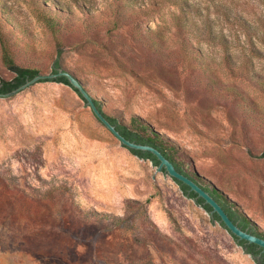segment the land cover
Returning a JSON list of instances; mask_svg holds the SVG:
<instances>
[{
	"label": "rangeland",
	"instance_id": "rangeland-1",
	"mask_svg": "<svg viewBox=\"0 0 264 264\" xmlns=\"http://www.w3.org/2000/svg\"><path fill=\"white\" fill-rule=\"evenodd\" d=\"M8 59L56 60L148 121L264 232V0H0ZM0 264H257L69 85L0 96Z\"/></svg>",
	"mask_w": 264,
	"mask_h": 264
},
{
	"label": "trees",
	"instance_id": "trees-1",
	"mask_svg": "<svg viewBox=\"0 0 264 264\" xmlns=\"http://www.w3.org/2000/svg\"><path fill=\"white\" fill-rule=\"evenodd\" d=\"M7 62L11 70L13 71L14 76L11 79H3L0 81V93L10 92L25 83L28 79H31L37 74L41 73L38 68L20 66L16 64L12 59H8ZM53 67V72H57L61 68V64H59L58 60L55 61ZM46 80L57 81L71 86L79 94V96L84 101H86L85 97L82 95L79 89L71 84L67 76L62 75ZM84 87L86 88V86ZM86 90L89 92L87 88ZM92 97L94 98L96 105L99 107L102 113L108 118L111 123L116 126V128L120 131L121 134H123L130 140L140 143L151 144L159 148L169 159L174 162L176 167L181 172L193 177L205 189L210 191L214 195V197L222 204V206L228 212L230 217L235 222H237L243 229H246L254 234L264 237V232L260 231L244 213L238 210V208L230 204L229 199L226 198V196H224L221 191H219L213 186L205 184L197 173L190 172L187 168H185V166L175 157L174 152L172 151L174 146L167 143L165 136L159 131H157L155 128H153V126L148 121L138 116H132L129 121H126L125 119H121L119 117L111 115L104 109L103 104L99 99L95 98L94 96ZM129 150L140 158L152 161V163L156 166L159 164V160L157 159V157L150 151H143L131 148H129ZM261 156L264 157V149L262 150ZM163 172L168 174L165 169H163ZM173 179L177 182V184L186 196L194 199L196 203L201 205L211 214L213 220L218 221L224 228L227 229L220 216L217 213H212L211 205L206 203L202 197H198V194L195 191L190 190V187L187 184L183 183L178 179ZM230 234L233 236L235 241L243 247L246 253L252 255L257 264H264V251H262V248L260 246L255 243H250L244 239H239L236 235L232 234L231 232Z\"/></svg>",
	"mask_w": 264,
	"mask_h": 264
},
{
	"label": "water",
	"instance_id": "water-1",
	"mask_svg": "<svg viewBox=\"0 0 264 264\" xmlns=\"http://www.w3.org/2000/svg\"><path fill=\"white\" fill-rule=\"evenodd\" d=\"M65 75L69 78L71 84L78 88L82 95L85 97L86 102L89 104L91 109L93 110L96 117L119 139L121 144L128 149H137L143 151L152 152L157 159L159 160V164L157 165V169L159 171H163L165 169L172 178L178 179L183 183L187 184L190 187V190L195 191L198 194V197H202L206 203L211 205L212 213H217L223 223L226 225L227 229L234 235H236L239 239H244L250 243H255L262 248L264 251V237L254 234L246 229H243L237 222H235L228 212L224 209L222 204L214 197V195L205 189L199 182H197L193 177L181 172L174 162L169 159L159 148L154 145L140 143L133 140L128 139L120 131L116 128V126L111 123L108 118L102 113L99 107L96 105L94 98L92 95L86 90L82 82L74 76L71 72L60 68L57 72L51 73H39L31 79H28L25 83L13 89L7 93H0V96H8L14 94L15 92L24 89L28 85L43 81L46 79H52L58 76Z\"/></svg>",
	"mask_w": 264,
	"mask_h": 264
}]
</instances>
